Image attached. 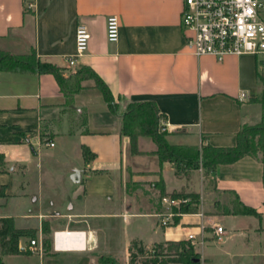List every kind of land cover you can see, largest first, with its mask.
<instances>
[{"label": "crops", "instance_id": "crops-1", "mask_svg": "<svg viewBox=\"0 0 264 264\" xmlns=\"http://www.w3.org/2000/svg\"><path fill=\"white\" fill-rule=\"evenodd\" d=\"M182 2L0 0V49L13 54L34 49L41 60L62 67L70 80L76 68L86 65L114 98L153 100L166 115L171 144L234 145L243 123L264 119V54H227L220 60L211 54H192L185 47L186 31L180 23ZM109 15L119 19L115 41L106 37ZM260 17L264 20V7ZM80 22L90 37L85 53L71 67L66 56L75 51L74 32ZM121 114L119 108L110 111L91 79L83 80L68 99L51 73L0 70L4 158L0 186L5 191L0 196V217L11 216L17 227L36 229V238L41 239L43 223L52 234L83 232L80 248L55 249L52 244L47 253L5 254L4 264H31L26 257H36L39 264H58L57 256L97 264L101 255L122 257L127 264L132 239L150 249L156 242L186 239L188 233L205 238L196 249L199 264H212L206 255L211 247L227 254L229 264L264 255V167L259 159L245 154L207 173L196 167L180 174L172 162L164 161L165 194L195 192L200 202L195 211L174 213L171 208L178 220L173 222L172 216L162 225L158 215L168 207L161 195L149 210L116 195V177L128 144L120 133ZM83 145L94 153L89 162L83 159ZM60 161L64 169L55 174L52 166ZM157 165L158 161L154 170L160 168ZM152 175L154 186L157 175ZM57 182L63 185L58 188ZM234 198L261 216L225 212ZM121 215L128 220L124 226L118 219ZM214 221L226 228L221 241L212 238L209 227ZM20 244L23 247L24 239Z\"/></svg>", "mask_w": 264, "mask_h": 264}, {"label": "trees", "instance_id": "trees-1", "mask_svg": "<svg viewBox=\"0 0 264 264\" xmlns=\"http://www.w3.org/2000/svg\"><path fill=\"white\" fill-rule=\"evenodd\" d=\"M0 70L18 72H40L51 73L57 80L61 90L70 98L72 93L82 86V81L91 79L94 86L101 92L108 108L114 112L116 103L108 85L86 65H81L75 69L73 79L65 76L64 69L57 64L43 61L34 49L28 53L13 54L7 50L0 49ZM261 78V76H260ZM166 115L159 110L153 100H129L128 107L122 112L120 117V133L129 137L130 148L137 152V138L146 135L156 143V153L160 163V168L154 173L157 175L155 181L160 195L165 194L164 181L161 174V165L164 161L173 163L174 172L180 174L191 168L198 167L199 162L205 173L213 170L219 163H229L237 160L245 154H249L262 163L264 167V119L248 124L243 123L236 132V142L230 146H216L212 144L181 145L171 144L164 137V133L159 131L160 120H165ZM82 156L85 162L93 159L94 153L86 145L82 146ZM0 170H4V158L0 154ZM262 183H264V172H262ZM182 194L190 197V201L180 207H172L176 212L195 211L199 205V195L192 193H172V196ZM4 187L0 186V196H4ZM226 212L234 214H250L260 217V212L255 208L242 204L238 198L230 202V206H225ZM178 220L177 215L173 216V222ZM43 252L47 253L51 240H49V227L42 224ZM36 238V229L30 227H17L11 216L0 217V264L3 263V255L15 253H28L30 239ZM24 239L23 249H20V242ZM127 264H193L192 259L199 254L189 239L164 240L153 244L151 249H147L140 239H132L128 246ZM99 264H117V259L111 255H101L98 257Z\"/></svg>", "mask_w": 264, "mask_h": 264}, {"label": "built area", "instance_id": "built-area-1", "mask_svg": "<svg viewBox=\"0 0 264 264\" xmlns=\"http://www.w3.org/2000/svg\"><path fill=\"white\" fill-rule=\"evenodd\" d=\"M29 6L32 1L27 2ZM264 7V0H183L180 23L186 31L185 47L192 54L199 56L211 54L218 60L227 54L262 53L264 54V20L260 17V10ZM119 19L116 15H109L106 19V37L109 41H115L118 37ZM89 30L84 23H78L75 27V51L66 56L69 66L77 65L88 44ZM244 96V95H243ZM163 124L166 125L165 121ZM53 145V142H48ZM168 210L159 214L160 223L167 225L173 216L172 207H180L188 203L186 196H172L163 194L160 197ZM60 231V230H59ZM58 231L53 233V247ZM67 232H82L70 231ZM83 233V232H82ZM226 234L223 224H212L211 235L213 240L221 241ZM196 234L188 233L187 239L196 242ZM204 237L198 239L200 244ZM29 250L42 253V239H30Z\"/></svg>", "mask_w": 264, "mask_h": 264}, {"label": "rangeland", "instance_id": "rangeland-1", "mask_svg": "<svg viewBox=\"0 0 264 264\" xmlns=\"http://www.w3.org/2000/svg\"><path fill=\"white\" fill-rule=\"evenodd\" d=\"M114 101L117 105L116 109L119 108L122 112L128 107L129 100L114 98ZM159 131L164 133V137L168 141L167 135L169 133V130L167 126L163 124V120H160ZM127 139H128V144L125 147L124 161L121 164L120 173L116 177V184H117L116 195H118L119 197H125L126 199L124 201H126L127 203L129 202L135 203L136 205H138V208H140L141 210H149L153 208L157 199L160 197L159 189L155 181H154V186L152 184V179L154 177L152 174L154 173V171L157 170V169L154 170L157 161H158L157 168L160 167L158 155L156 153L157 145L151 139V137L146 135H140L137 138V149H136L137 152H133L132 149L130 148L128 136ZM64 166L65 165L60 161L54 164L52 166V169L55 174H61L62 170L64 169ZM198 167H201L203 169L201 162H199ZM57 183H58L57 185L58 188H60L61 185H63L60 182ZM180 195L185 196L182 194H178L176 196H180ZM186 197H188L190 201V197L189 196ZM224 211L226 212L225 208ZM173 212L175 213L176 211L173 210ZM118 219L121 222V226H124L125 223L128 221V220L127 221L124 220L122 218V215L118 217ZM215 222L217 221H214L213 224ZM209 229H212V225L211 227H209ZM116 230H118L117 227ZM145 232L147 234L149 231L146 230ZM48 237L49 240L53 242V234L49 232ZM198 244H199L198 239L196 240V242L192 243L194 250L197 249ZM51 247L52 246L50 245V247L47 249L49 250V252L50 250H52ZM115 250L117 253H121V248L119 246H116ZM207 253L208 254L206 255L212 258V262H211L212 264H229V259L227 257V254H223L218 249L214 247L208 248ZM198 254L199 255L197 257L192 259L194 262H196L193 264L200 263L201 256L199 252ZM25 255H29V254L26 253ZM56 259H57L56 262L58 264H84L83 259H80L76 262L74 261L73 263L71 261H65V258L61 256H57ZM116 259H117V264H126V260H124L122 257H118ZM25 260L29 261L31 264L32 263L39 264L36 257L35 258L26 257ZM97 264H99V262H97ZM240 264H264V255H258L254 257L253 256L243 257Z\"/></svg>", "mask_w": 264, "mask_h": 264}, {"label": "bare ground", "instance_id": "bare-ground-1", "mask_svg": "<svg viewBox=\"0 0 264 264\" xmlns=\"http://www.w3.org/2000/svg\"><path fill=\"white\" fill-rule=\"evenodd\" d=\"M55 245L58 249L82 247L83 235L82 232H67L58 231L55 238Z\"/></svg>", "mask_w": 264, "mask_h": 264}, {"label": "water", "instance_id": "water-1", "mask_svg": "<svg viewBox=\"0 0 264 264\" xmlns=\"http://www.w3.org/2000/svg\"><path fill=\"white\" fill-rule=\"evenodd\" d=\"M75 175H79V173L77 171H75L74 173ZM20 249H23V247H20Z\"/></svg>", "mask_w": 264, "mask_h": 264}]
</instances>
